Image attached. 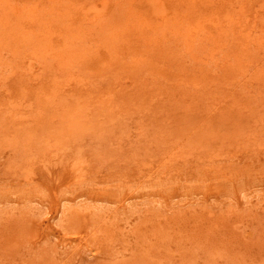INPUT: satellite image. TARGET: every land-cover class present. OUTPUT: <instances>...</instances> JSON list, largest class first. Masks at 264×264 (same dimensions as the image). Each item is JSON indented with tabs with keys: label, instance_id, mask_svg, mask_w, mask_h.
Segmentation results:
<instances>
[{
	"label": "rangeland",
	"instance_id": "374dc122",
	"mask_svg": "<svg viewBox=\"0 0 264 264\" xmlns=\"http://www.w3.org/2000/svg\"><path fill=\"white\" fill-rule=\"evenodd\" d=\"M0 264H264V0H0Z\"/></svg>",
	"mask_w": 264,
	"mask_h": 264
},
{
	"label": "bare ground",
	"instance_id": "6f19581e",
	"mask_svg": "<svg viewBox=\"0 0 264 264\" xmlns=\"http://www.w3.org/2000/svg\"><path fill=\"white\" fill-rule=\"evenodd\" d=\"M36 64V63H35ZM35 67V66H34Z\"/></svg>",
	"mask_w": 264,
	"mask_h": 264
}]
</instances>
